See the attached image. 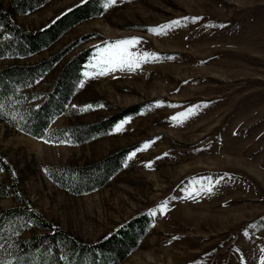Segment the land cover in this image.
<instances>
[{
	"label": "rangeland",
	"instance_id": "obj_1",
	"mask_svg": "<svg viewBox=\"0 0 264 264\" xmlns=\"http://www.w3.org/2000/svg\"><path fill=\"white\" fill-rule=\"evenodd\" d=\"M9 1L0 0V9H7ZM94 2L99 6L95 15L66 28L45 48L28 56L0 58V69L12 64L31 66L75 43L27 86L28 92L39 93L52 86L71 55L92 49L72 94L50 120L44 138L7 123L8 119L14 122L15 106L35 104L41 96L28 100L21 92L0 99V154L8 167L0 171V183L8 187V194L0 197V212L16 204L15 195L22 197L44 220L63 230L71 244L86 245L81 255L73 253L82 264H89L87 246L142 215L146 222L121 259L100 252L93 254L95 261L262 264L264 0H117L107 9L105 0ZM80 4L81 0H47L26 13H13L10 20L20 31L34 32ZM185 17L201 19L193 23ZM176 20L180 26L167 35L148 31ZM0 37L6 38L1 26ZM130 37L141 38L132 52L152 53L159 59L142 63L134 71L94 75L93 65L105 42ZM86 71L92 78L84 77ZM0 95L5 97L3 92ZM157 102L162 105L156 106ZM134 104L143 106L81 143L65 134L59 135V141L49 135L66 126L84 128ZM87 105L93 108L80 110ZM197 105L195 114L182 123L172 119ZM126 119L122 130L115 131ZM149 141L154 143L128 159ZM122 148L129 150L120 167L102 180L104 176L94 171L97 162ZM75 167L98 178L93 182L85 178L73 188L59 178L60 183L52 180V172L60 177L62 168ZM209 182L212 192L200 191ZM162 203L167 204L164 212ZM153 210L155 216L149 214ZM34 232L41 230L30 225L18 235L6 232L0 239V260L17 264L15 241ZM42 250L40 256L49 253ZM64 251L69 253L71 246L57 247L53 259L64 261Z\"/></svg>",
	"mask_w": 264,
	"mask_h": 264
},
{
	"label": "trees",
	"instance_id": "obj_2",
	"mask_svg": "<svg viewBox=\"0 0 264 264\" xmlns=\"http://www.w3.org/2000/svg\"><path fill=\"white\" fill-rule=\"evenodd\" d=\"M45 1L47 0H10L7 9H0V26L6 36V38L0 37V58L4 56L31 55L45 48L66 28L87 18L91 14L95 15L99 11V6L94 2L95 0H87L86 3H81L34 32L20 31L10 20L13 13H26ZM74 44H66L49 57L40 60L34 65L18 66L12 64L3 66L0 69V92H3L5 95V97L0 95V99L17 95L21 92H24L23 98L28 100L35 95L41 96L35 104L28 103L24 107L15 106L14 110L17 113L13 117L14 122L8 119L7 123L15 128H20L30 136L44 138L43 133L47 129L50 120L62 111L69 96L72 94L79 71L90 56L92 49L87 47L71 55L61 65V68L51 82L52 86L47 91L36 93L34 91L28 92L26 89L33 80L39 78L61 60ZM142 106L143 104H134L122 108L97 122L86 125L84 128L78 127V130H74L70 126H66L56 132H50L49 135H53L54 141H59V135L65 134L72 141L81 143L92 136L104 133L124 117L139 111ZM128 150L127 148H122L104 157L97 162V168L94 171L104 176L102 180H106L120 167ZM1 158L2 155L0 154V169L6 171L8 169L7 164ZM80 168L75 167L71 170L62 168L60 177H57L59 174L56 175L55 172H52L51 178L57 183H60L58 178L61 179L63 184L69 188L82 184L85 178L90 182L98 178L91 171L82 172ZM12 191L14 194L15 190L13 187ZM7 194L8 187L0 183V197ZM15 200L16 204L14 206L0 212V239L6 232H10L14 236L27 229L30 225H35L41 232H34L24 240L15 241L13 249L15 252L14 262L19 261L17 264H42V262H44L43 264H82L81 260L73 257V253L76 252L81 255L84 253V246L86 245L80 243L71 244L73 242L72 239H69L63 230L44 220L22 197L15 195ZM145 222L146 218L144 215L136 217L126 222L122 228L118 229L108 238L103 239L97 244L87 246L91 249V252L88 253L89 264H102L101 259L96 262L94 259L95 255H93L95 253L100 254V252L104 255L109 254L108 256L114 254L115 256L117 255V259H121L135 243V237H137L138 232H141ZM68 246H71V251L69 253L64 251V261H59L57 258L56 260L53 259L54 255L56 257L57 247L64 250ZM42 249H48L49 253L45 252L43 256H40V253L44 251Z\"/></svg>",
	"mask_w": 264,
	"mask_h": 264
},
{
	"label": "snow or ice",
	"instance_id": "obj_3",
	"mask_svg": "<svg viewBox=\"0 0 264 264\" xmlns=\"http://www.w3.org/2000/svg\"><path fill=\"white\" fill-rule=\"evenodd\" d=\"M87 0H81V3H86ZM117 3V0H105L104 2V8L107 9L108 7H111ZM184 20H189L193 23L198 21L199 17H192L183 18ZM181 21L176 20L172 21L166 25L159 26L158 28L149 29L148 31L152 32L155 35H167V33L170 30H173L174 28L180 26ZM220 27H223V25H220ZM139 43H141V38L139 37H130L125 38L122 40H118L112 43L105 42V47L102 50H98V56H97V64L93 65L94 68L97 69V71L94 73V75H107L108 73L115 72L117 70H128V71H134L135 69L139 68L142 63H147L152 60L159 59V57L152 53H134L131 51L132 48H135ZM171 59V57L169 58ZM85 78H92L93 74L89 72L83 73ZM84 86V81L80 82V87ZM162 102H157L156 106H161ZM2 105H0V109H2ZM75 107V106H74ZM99 107H103V105H99ZM200 106L197 105L194 108H190L186 110L185 112L179 113L177 116L172 117L174 121L182 123L184 120L188 119L190 116L194 115L196 110ZM92 105H87L84 108L80 109L81 111H88L92 109ZM0 115H3L2 111H0ZM128 120L121 121L119 124H117L115 131L119 132L122 130L123 125L127 123ZM151 143H154V141L146 142L144 145H142L140 148L134 150L132 153L129 154L128 159H132L135 157L136 153L138 151L146 150ZM167 155V154H165ZM158 157L157 159H159ZM148 167H151V163L147 165ZM3 169H0L2 171ZM219 181H217L218 183ZM200 191H206L208 193L212 192V186L211 182H209V185L200 189ZM167 208L166 203H162L160 206V211L164 212ZM152 216L156 215V211H150L149 213ZM18 235V233H17ZM0 247H3V245H0ZM0 264H7V262L0 260ZM262 264H264V261H262Z\"/></svg>",
	"mask_w": 264,
	"mask_h": 264
}]
</instances>
